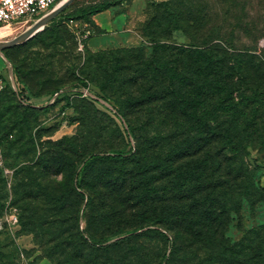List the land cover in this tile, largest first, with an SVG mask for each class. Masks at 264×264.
<instances>
[{"label":"rangeland","instance_id":"1","mask_svg":"<svg viewBox=\"0 0 264 264\" xmlns=\"http://www.w3.org/2000/svg\"><path fill=\"white\" fill-rule=\"evenodd\" d=\"M102 1L113 5L81 14ZM167 1L73 0L43 30L3 49L0 71L12 82L14 70L26 101L38 106L22 103L10 86L0 95V219L19 217L0 227V264H166L165 255L169 264H234L215 258L209 235L199 258L179 259L185 250L174 257L175 236L209 231L213 217L205 209L217 203L232 209L231 242L241 244L264 224L262 144L251 147L242 178L227 174L226 183L209 182L201 117H188L182 132L169 126L176 117L165 110L173 102L167 93L176 86L161 74L170 55L193 42L200 48L224 38L264 47V0H237L233 7L232 0H209L210 18L204 0L177 2L180 14L167 17ZM159 38L167 48L156 55ZM88 57L103 63L104 78L82 69ZM92 90L122 111L135 127L132 135ZM131 96L138 107H128ZM156 120L159 127L151 126ZM137 145L156 157L153 165L108 158L120 150L130 155ZM90 154L96 157L86 167ZM255 240L264 244V232ZM245 246L237 248L241 255Z\"/></svg>","mask_w":264,"mask_h":264},{"label":"trees","instance_id":"2","mask_svg":"<svg viewBox=\"0 0 264 264\" xmlns=\"http://www.w3.org/2000/svg\"><path fill=\"white\" fill-rule=\"evenodd\" d=\"M204 1L206 4L205 17L210 18L212 16L210 2L209 0ZM177 2L181 5L183 0H170L165 3L170 7L167 17L172 18L171 15L177 14L178 16L180 14L181 10ZM228 2L230 7L237 4V0ZM112 5V2L102 1L84 7L81 10V14L84 16L94 15L107 10ZM260 35L264 36V27L260 29ZM155 46L156 55H160L161 49L167 48V44L162 43L160 38L157 39ZM198 47V44L193 42L188 47L182 46L178 48L179 51L175 53L176 55H170L169 57L171 63L161 66V74L168 75L172 79V85L176 86L167 93L173 102L165 109L172 117L176 118L172 123H169L167 118L161 117L159 122H168L169 126H174L182 132L186 123L188 124V117H201L199 123L204 129L200 139L202 143L201 149L205 151L206 162L212 170L208 174L209 182L222 184L227 182V178H225L227 174L234 175L236 179L242 178L244 173H248V166L250 165L248 157L251 154V147H256L255 145L259 143V145L262 144V147H259V153L264 151L262 150L264 148V47L261 49L254 48L253 45L247 44L246 41H242L240 46H235L231 39L224 38L205 41L200 48ZM179 53H183L184 58H180ZM102 66L103 63L100 65L95 58L88 57L82 69H85L86 74L91 77L104 78L106 73L103 72ZM16 81L18 83V77H16ZM108 81L112 83L110 78H108ZM8 86L11 87L22 103L33 107L38 106L26 101L27 97L24 95V89L20 85L19 91L14 89L11 82L7 83L6 88ZM128 88L126 87L125 89ZM94 92L97 96L106 100L98 91ZM130 92L134 93L131 89ZM165 92L168 91L163 93ZM106 101L109 102L108 100ZM135 101L132 96L128 97V107H138L135 106ZM136 102L138 103L139 101ZM109 103L113 107L110 108L107 105V109L120 119L125 130H128L132 135L131 131L135 127L129 124L119 108L115 107L111 102ZM70 104L71 100L68 99L64 106L68 107ZM157 123L156 120L150 125L155 126ZM159 125L158 123V127ZM257 133L261 135H256ZM189 140L191 139L189 138ZM261 155L263 154L261 153ZM95 157L96 154L89 155L85 160V163L88 162L86 167L92 160L91 158L94 159ZM130 157L135 158L142 168L146 164L147 167L151 164L153 165L156 161V157L150 156L142 145H137L134 152L130 155L125 154L121 150L110 152L108 155V158L121 162L129 160ZM162 158L163 155H160L159 159ZM88 159L91 160L89 161ZM161 161L164 166L169 165L166 160ZM218 169H225L227 172L225 175L222 173L216 174L215 170ZM205 210H208L213 217L212 221L208 220L211 225L209 231H203L185 240H181L180 233H178L174 239V247L171 251L172 256L176 257L182 250H185V253L179 256V259L184 256H187L190 261L199 258L198 256L202 253L200 249L206 248L208 241L206 235H209L214 244L212 252L215 254V258L221 257L218 258V261L234 264H264V252H262L264 251V244L255 240V238L263 234L264 224L247 232V236L241 244L247 245L245 247H247L246 250L248 252L246 251L245 255H241L242 250L237 249L241 244L231 242L230 237L227 236L232 209L226 203H220V205L217 203L214 207L209 206ZM255 231L258 232L257 235L254 234ZM126 240H128V235L111 243ZM243 256L248 257L245 258ZM164 261L169 264L170 259H168L167 255L164 256Z\"/></svg>","mask_w":264,"mask_h":264},{"label":"built area","instance_id":"3","mask_svg":"<svg viewBox=\"0 0 264 264\" xmlns=\"http://www.w3.org/2000/svg\"><path fill=\"white\" fill-rule=\"evenodd\" d=\"M62 0H0V26L11 25L19 20L21 17L39 19L54 7H56ZM41 16L38 13L45 11ZM5 57V56H4ZM14 71V70H13ZM12 71V85L16 91H19V85L17 84L16 77ZM7 78L2 71H0V93H2L7 86ZM95 98L104 100L99 96L90 92ZM104 102L113 107L106 100ZM19 217L16 213L9 214L6 220L0 219V227L5 226V222L16 223Z\"/></svg>","mask_w":264,"mask_h":264},{"label":"water","instance_id":"4","mask_svg":"<svg viewBox=\"0 0 264 264\" xmlns=\"http://www.w3.org/2000/svg\"><path fill=\"white\" fill-rule=\"evenodd\" d=\"M73 0H62L56 7H54L51 11L37 19L38 21L33 25L30 29L25 31L24 33L20 34L19 36L8 40V41H1L0 42V54L5 56L3 54V49L10 47L12 45L22 43L29 38L33 37L35 34H37L39 31L43 30L46 25L51 22L57 15H59L62 11L67 8V6L72 2ZM104 101V100H103Z\"/></svg>","mask_w":264,"mask_h":264},{"label":"bare ground","instance_id":"5","mask_svg":"<svg viewBox=\"0 0 264 264\" xmlns=\"http://www.w3.org/2000/svg\"><path fill=\"white\" fill-rule=\"evenodd\" d=\"M37 19L33 18H26L19 23H21L18 27H13L11 29H8L7 27L0 28V42L1 41H8L11 40L20 34L24 33L28 29H30L35 23L37 22ZM10 26V25H9ZM3 38H10L8 40H2Z\"/></svg>","mask_w":264,"mask_h":264}]
</instances>
